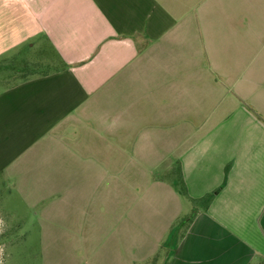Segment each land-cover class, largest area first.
Returning a JSON list of instances; mask_svg holds the SVG:
<instances>
[{
	"label": "crops",
	"instance_id": "obj_1",
	"mask_svg": "<svg viewBox=\"0 0 264 264\" xmlns=\"http://www.w3.org/2000/svg\"><path fill=\"white\" fill-rule=\"evenodd\" d=\"M47 50L0 90V181L46 234L143 264L213 195L167 264L264 262V0H0V77Z\"/></svg>",
	"mask_w": 264,
	"mask_h": 264
},
{
	"label": "rangeland",
	"instance_id": "obj_2",
	"mask_svg": "<svg viewBox=\"0 0 264 264\" xmlns=\"http://www.w3.org/2000/svg\"><path fill=\"white\" fill-rule=\"evenodd\" d=\"M44 56L41 53L31 54L34 59L32 62L18 63V68L6 67L1 72L0 90L23 77L52 70L56 66L53 54L47 50V57ZM43 58L49 61H43ZM169 165L170 163H165L163 167ZM170 171L161 172L158 176H164L163 179L172 184H180L177 163H172ZM31 196L30 192L22 191L19 187L17 191L0 181V264H85L86 260L79 254L77 227H69L68 231L64 227H57V232L46 234V225H40L37 210L31 207ZM182 203L183 215L173 223L165 238L159 241L156 252L143 264H167L174 246L186 231L193 212L203 208V204L192 203L191 206L185 199ZM4 233L7 238H1Z\"/></svg>",
	"mask_w": 264,
	"mask_h": 264
},
{
	"label": "trees",
	"instance_id": "obj_3",
	"mask_svg": "<svg viewBox=\"0 0 264 264\" xmlns=\"http://www.w3.org/2000/svg\"><path fill=\"white\" fill-rule=\"evenodd\" d=\"M178 171H179V167H178ZM178 177H179V175H178ZM179 179H180V184L175 183L174 186L176 187V189L178 190V192H179L182 196H187V190H186V187H185L184 181L182 180L181 177H179ZM212 196H213V195H208V196L204 197L203 199H201V200L199 201L200 203L198 202V204H203V206H208L209 203H210L211 200H212ZM195 214H196V210H195V212H193V214H192V218L189 220L188 225H189L190 222L192 221V219H193V217L195 216ZM187 228H188V226H187ZM187 228H186V230H187Z\"/></svg>",
	"mask_w": 264,
	"mask_h": 264
},
{
	"label": "flooded vegetation",
	"instance_id": "obj_4",
	"mask_svg": "<svg viewBox=\"0 0 264 264\" xmlns=\"http://www.w3.org/2000/svg\"><path fill=\"white\" fill-rule=\"evenodd\" d=\"M1 238H7V235L4 233L1 235ZM4 240H8V239H4Z\"/></svg>",
	"mask_w": 264,
	"mask_h": 264
}]
</instances>
